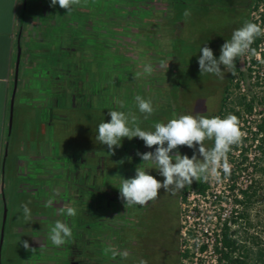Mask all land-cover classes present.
<instances>
[{
	"label": "rangeland",
	"instance_id": "374dc122",
	"mask_svg": "<svg viewBox=\"0 0 264 264\" xmlns=\"http://www.w3.org/2000/svg\"><path fill=\"white\" fill-rule=\"evenodd\" d=\"M94 0H87L86 4L89 5ZM109 7L115 6L117 8L116 11L119 15L127 20L125 25L118 26L117 30L120 31V35L124 38V43L127 44V54L125 56V63L127 68L125 69V73L129 75L133 79L134 82H130L129 80H125L123 82H118L114 80L110 83H100L98 82V75H96V82L101 85V93L107 89V87L111 88L109 95L111 96L112 104L105 101H102V105H98V100L96 96H88L82 97L81 99L85 101L84 103L75 97L72 99L71 106L73 108L69 109L70 107L67 106L65 111L64 119L62 118V123L59 127V131L54 133V140L59 146V151L64 153V166L63 168L65 171H68L70 174V179L66 178L67 189L69 185V190L71 191V197H66L64 194L59 199V204L61 207H53L48 208V211H44V208L39 204L36 203L34 206L29 207L32 211V220L29 221V243H33L35 238L33 234L35 232L41 233L47 231L48 234L50 232V228L54 226L55 221L61 220L67 223L73 232V239L80 240L81 245L77 246V251L83 252L85 249V242L88 240H92L93 243L97 246L98 249V256L91 257L94 261H97V264H104L107 261V257L109 254H105V249L109 248L106 238V207L105 205L103 208H98L95 203V199L99 196L100 191L94 190L91 187H83L81 184V178L79 173V168L87 166L95 167L99 164L107 165L108 170L114 169V162L117 159L114 155L109 156L108 149L106 145H101L96 139L97 134V127L100 122L103 120L105 122L110 121V116H108V111L111 110H118V111H125V112H134L140 120V126L142 129L146 130L149 126V118L145 120L143 115L139 113L138 108L133 111L130 110L131 106L136 107L134 101L135 95L142 92L145 98L151 97L153 99V94L150 90V82L147 78L146 73H144V66L146 63H151L154 67V70L157 73L161 74L164 78V81H160L157 85L167 86V79L168 74L172 69L171 75L173 84L178 86H185L186 88L192 89L195 84L198 85V90H204L205 92H211L212 85L207 83V81H212L214 78H211V74H201L200 70L197 69H187L182 65L180 58H175L171 51L169 50V45L172 43L173 37L175 36V41L173 43L176 45V49L178 52L182 50H186L188 52L196 53L198 51V47H200L202 37L201 33L206 35V31H204L205 25L214 22L213 17L208 15L209 17L205 19H201L202 17L200 14L203 12L200 11V7H203L204 4L215 3L218 0H167L169 3L175 5V12H171L170 15H174L175 23L173 26V33L170 32L171 35L169 36L166 33L160 32L159 30H155L149 27V24L146 23L145 27H138L135 23L129 22L132 20L129 18L128 14L130 10L121 0H105ZM200 2H202V6ZM165 1L160 0L158 2H146V5L138 6L139 12L143 13L148 8L149 9H165L164 5ZM85 3H83L84 5ZM105 6V3H102ZM146 6V7H145ZM156 6V7H155ZM256 7L254 5V1L251 4L245 21H250V13L252 8ZM93 11H95V6H93ZM143 9V12L141 10ZM185 10L190 11V16L186 19L184 17ZM181 11V12H180ZM169 15V14H168ZM176 15V16H175ZM183 17V18H180ZM146 17H148L146 15ZM129 19V20H128ZM224 19V18H223ZM217 21L214 25L220 26L224 25L227 22L224 20ZM124 21V20H123ZM164 23V22H163ZM179 23L181 26L179 28ZM243 25V24H242ZM226 26H230L227 25ZM113 30V28H112ZM175 33V34H174ZM111 30H107L105 32L106 36L111 35ZM203 34V35H204ZM132 40L134 42H132ZM79 41V40H78ZM173 45V44H172ZM131 49V50H130ZM132 50L136 51L133 53ZM61 53H65L64 50H61ZM189 63L193 65H198V57L191 56ZM243 56L238 58V68L240 67V62L242 61ZM85 61H92L89 58H86ZM161 61H170L168 70L166 67H161ZM137 72L142 73L139 78H133ZM66 79L70 77L68 72H64ZM185 74H187L185 76ZM130 78V79H131ZM236 79L242 80V86L239 89H234L230 91L229 99H228V110L227 113L231 114L232 111L238 110L234 104L236 103L238 98L245 97L246 103L252 102L253 111H252V118H250V126L256 124L259 120V115H264V83L263 80L259 84L252 83L247 75L241 78L237 75ZM67 81V80H66ZM196 82L195 84H193ZM81 83L84 84L83 81ZM235 83V82H234ZM98 85V84H97ZM136 87V90H133V87ZM84 91L88 93L90 91L89 85L85 83L83 87ZM106 93V92H105ZM189 95V94H188ZM186 95V96H188ZM183 90L177 92L178 99H182ZM156 103L158 106H154L155 112L152 115L154 118H159L161 116L160 110L158 108H162V106H166L168 104L172 105L171 99L167 96L157 97ZM184 99V98H183ZM154 100V99H153ZM118 101H124L125 107L120 108L117 104ZM240 110V108H239ZM227 114V115H228ZM32 111H29V125L34 122ZM226 115V116H227ZM225 116V117H226ZM247 116V117H251ZM246 116L243 115V119ZM134 139V138H133ZM128 140L124 138L122 140V147L129 149L133 152V157L131 162L135 165L139 163L140 157L136 155L137 151L144 153L145 151H150L151 149L145 147L144 142L139 140L136 143H132L135 140ZM205 147L209 148L210 140L204 141ZM130 145V146H129ZM129 147V148H128ZM133 147H136L135 149ZM116 150V149H115ZM116 153V151H115ZM107 157V158H104ZM237 162V161H236ZM238 163V162H237ZM90 170V168H89ZM88 172H91L89 171ZM217 171H223L222 167L218 168ZM127 172V170H125ZM91 175H89V181ZM256 181L258 182V198L256 202L253 204L251 208L250 216L252 221L256 227V231L261 232V236L264 237V172L263 173H256L254 174ZM107 180L113 182L114 185L117 184L116 175L107 173ZM163 180V177H162ZM33 181V179L31 180ZM209 185L210 192L214 191L221 192L219 195L222 196L223 193V183L221 179L217 178L215 175L210 174L209 179L206 181ZM32 183V182H31ZM46 186H52L51 181L46 180ZM96 184L98 182L96 181ZM119 186V185H118ZM106 191V190H105ZM103 192V200L106 201L105 195L106 192ZM164 196H170L172 200L171 208L169 210V214L172 216V223L176 229V249H177V264L179 263V253L183 250V247H188L190 244L189 241L185 240V237L182 235V229L185 225L190 223L191 225L195 226V229L204 230L211 227L212 225V217L214 215V211H216L217 202L213 200L210 196L207 202L201 201L198 199L195 194H192V190L185 189L184 193L186 196V202H182L180 200V192H165ZM78 195H81V201L77 198ZM221 201V198H220ZM68 206L74 207L76 209V215L74 217H68L65 215H60L59 210L62 208H66ZM216 207V208H213ZM194 212V213H192ZM38 215L39 217L33 219L34 215ZM95 233L99 234L98 241L95 242ZM204 237V236H201ZM36 259V258H35ZM35 259L30 258L29 264H36ZM85 264V263H83Z\"/></svg>",
	"mask_w": 264,
	"mask_h": 264
},
{
	"label": "crops",
	"instance_id": "0c3cea01",
	"mask_svg": "<svg viewBox=\"0 0 264 264\" xmlns=\"http://www.w3.org/2000/svg\"><path fill=\"white\" fill-rule=\"evenodd\" d=\"M82 9L83 3L67 14L58 4L51 7L50 0H0V232L3 199L6 208L0 264H29L30 258H36V264L50 263L49 234L35 232V241L29 243V221L21 205L39 203L46 212L45 204L53 197L55 207L63 205L64 153L53 140L75 98L70 87L79 84L76 75L81 74L66 79L65 58L58 50L69 39L73 49L76 41L80 45ZM19 31L21 54L9 125ZM29 111L34 119L30 125ZM46 180L52 186H46ZM25 240L34 253L19 242Z\"/></svg>",
	"mask_w": 264,
	"mask_h": 264
},
{
	"label": "trees",
	"instance_id": "16d2710c",
	"mask_svg": "<svg viewBox=\"0 0 264 264\" xmlns=\"http://www.w3.org/2000/svg\"><path fill=\"white\" fill-rule=\"evenodd\" d=\"M89 5L86 3L83 5L82 11V36L81 43L76 41L75 47L73 49L72 40L69 39L60 46L58 53L62 55L65 59V71L69 73L70 77L74 73L80 72V76L77 77L78 85L75 87L71 85L70 90L74 97L78 98L80 102L84 103V100L81 99L84 97L96 96L98 100V105H102V101L107 100L108 104L111 103V96L109 92L111 88L107 87L103 93H101V85L98 83H110L114 80L118 82H123L129 80L131 83L134 82L127 73L125 69L127 65L125 63V56L127 54L126 49L127 44L124 43V38L119 34L120 31L117 30L118 26L125 25L127 20L124 17L118 14L114 5L109 7L105 0H94ZM125 6L128 7L130 13L128 14L129 22L135 23L138 27H145L146 23L149 24V27L159 30H163V33L171 35L173 33V26L175 23L174 15H170L171 12H175V7L169 5V1L164 0L165 9L156 10V9H145L143 13L139 12L138 6L146 5V2H158L159 0H121ZM260 0H254V5ZM105 3V6L102 4ZM93 6H95V11H93ZM146 7V6H145ZM156 7V6H155ZM181 12V11H180ZM161 14V15H159ZM169 14V15H168ZM146 15L148 17H146ZM176 16V15H175ZM180 18H183L180 16ZM124 20V21H123ZM247 21V20H246ZM164 22V23H163ZM245 22V21H244ZM243 22V23H244ZM181 23H179V28ZM113 28V30H112ZM181 29V28H180ZM111 30V35L106 36L105 32ZM175 34V33H174ZM175 41V36L173 37L172 43L169 45V50L171 54L176 58H180L182 65L187 69H197L199 70V65H193L189 63L190 57L194 56L195 53L182 50L177 51L176 45L173 43ZM262 41V39L257 38L253 43V46L256 48L257 45ZM132 42H134L132 40ZM173 44V45H172ZM61 50H64L65 53H61ZM131 50V49H130ZM133 53L136 51L132 50ZM86 58L91 59L92 61H85ZM261 59L264 62V51L261 52ZM63 60V59H62ZM238 60V59H237ZM191 62V61H190ZM258 64V63H257ZM235 75H229L228 79L226 78L222 81H214L216 76H211L214 78L210 84L212 85L211 92H205L204 90H198V85L195 84L192 89L186 88L181 85L176 87L173 84L172 80V69L168 74L167 86L157 85L160 81H164L161 74L157 73L154 70L152 75H147V78L150 82V90L153 94V106H158L156 103L157 97L167 96L171 99L172 105L168 104L158 108L160 110L161 116L159 118H154L153 116L149 117V126L148 131H152L153 125L160 121H166L173 118L175 114L173 108L174 106H179L177 92L183 90V98L181 99L182 109L186 111V114L192 115H204L208 118L219 116L224 118L228 113V99L229 94L232 88L239 89L238 83H234L239 75L243 78L246 74L239 72L238 70V61H236ZM96 75H98V82H96ZM187 74H185L186 76ZM135 77V75H133ZM74 77V76H73ZM133 77V78H134ZM131 78V79H130ZM81 81L84 82L81 83ZM72 82V81H71ZM88 84L90 91L86 93L83 89L84 85ZM98 84V85H97ZM133 90H136V87H133ZM106 92V93H105ZM143 96V93H140ZM189 94V95H188ZM188 95V96H186ZM144 97V96H143ZM186 98V99H185ZM75 99V98H74ZM135 101H133L134 103ZM119 106V104H117ZM238 107V110L232 111L231 114L235 115L239 122L243 119V115L249 116L252 114L253 106L252 102L246 103L245 97L238 98L234 104ZM71 108V104H68ZM135 106V105H134ZM131 106L130 110L137 109V106ZM240 108V110H239ZM260 118L255 124L256 131L253 133L252 141H256L253 165V173H263L264 172V115H259ZM134 142L130 141L131 144L138 142L139 138H134ZM247 139H242V142H246ZM213 141H210L209 148L213 146ZM130 146V145H129ZM129 148V147H128ZM134 149L136 147H133ZM183 153L189 156L193 155V149H190L186 146H181ZM115 157L117 159L114 162V169L108 170L107 165L99 164L95 166L97 168V179L98 182L97 188L98 191L103 193L107 188V173L115 174L117 177V182L121 177H133L135 174V169L137 165L133 164L131 161L125 159L126 157H133V150L117 148ZM239 152L238 156H235L234 153ZM247 150L242 146L235 144L231 147L230 151L227 154L228 162L231 166V171L229 174L225 175L223 171H218L221 175V178L234 180L237 178V173L246 167H242L247 160L246 158ZM107 158V157H104ZM141 160V159H140ZM238 163H237V162ZM127 170V172H125ZM158 179L162 181V177L159 175ZM258 182L254 179L253 183L244 191H242V200L237 201L241 205V211L235 219H232L230 225L228 226L224 223L220 229V233L214 235V241L212 245L213 250V262L211 264H264V237L261 236V232L256 231V227L250 216L251 208L258 198ZM191 189L192 192L198 196V199L206 201V191L208 189V183L204 180H199L193 182L192 185L186 186L180 191V200L186 202V196L184 193L185 189ZM99 194L100 196L102 194ZM187 239L194 240L195 235L192 232H188ZM219 244V246H218ZM196 245L192 244L190 249H186L184 253H179V264H194V255L193 251L195 250ZM207 250V246L202 244L197 251L203 253ZM192 252V253H191ZM186 261L187 263H184ZM195 264H205V261L202 259H197Z\"/></svg>",
	"mask_w": 264,
	"mask_h": 264
},
{
	"label": "clouds",
	"instance_id": "9594fccd",
	"mask_svg": "<svg viewBox=\"0 0 264 264\" xmlns=\"http://www.w3.org/2000/svg\"><path fill=\"white\" fill-rule=\"evenodd\" d=\"M86 2L87 0H50V6L55 7L58 4L67 11V14H71L75 7ZM190 14L189 10H185L183 15L187 19ZM258 37H264V28L257 23L245 21L221 46L218 59L210 47L207 45L201 47L198 57L200 73L212 74L220 79L225 78V72L235 75L237 59L247 53L255 54L252 45ZM169 62L161 61L160 66L168 70ZM153 72V65L150 62L146 63L144 73L152 75ZM141 75L142 73L137 72L134 78H139ZM134 101L145 120L154 114L155 108L151 97L145 98L137 94ZM118 104L120 108L125 107L124 101H118ZM107 114L110 116V121L103 120L98 124L95 139L101 145L107 146L109 156L114 155L115 149L122 146L124 138L128 140L139 138L149 149L155 146L154 151L144 153L137 151L136 155L140 157L142 163L136 167L135 176L127 179L121 177L119 181L117 187L119 197L125 207L145 206L158 198L161 189L174 193L192 185L195 181H207L210 174L219 178L217 169L221 167L225 175L229 174L231 166L227 154L233 145L241 141L243 135L239 120L233 114H228L224 118L219 116L208 118L199 114L178 116L174 114L166 123H155L152 131L142 129L139 117L134 112L111 110ZM205 140L213 141V146L206 148ZM181 146L194 150L191 158L188 155H181L179 151ZM125 159L131 161V157ZM150 169H155L163 180H158L149 174ZM30 203L31 201H28L21 205L25 221L32 220V211L28 206ZM53 203L54 197L49 198L45 207L51 208ZM59 214L74 217L77 213L74 207L68 206L60 209ZM48 239L56 247L74 243L72 228L67 223L57 220L50 228ZM19 242L24 249L33 253L36 251L30 248L28 241ZM109 253L113 259L116 256L127 259L129 256L128 251H119L116 248H106L105 254ZM139 264H147V261L141 259Z\"/></svg>",
	"mask_w": 264,
	"mask_h": 264
},
{
	"label": "flooded vegetation",
	"instance_id": "af4514ba",
	"mask_svg": "<svg viewBox=\"0 0 264 264\" xmlns=\"http://www.w3.org/2000/svg\"><path fill=\"white\" fill-rule=\"evenodd\" d=\"M253 1L254 0H218L215 3L204 4L203 7H200V11L203 12V14H200L202 17L201 19L208 18V15L215 19L214 22L211 21L212 23L205 25L204 31H206V35L201 33L200 47H198L199 49L195 55L199 57L201 47L207 45L213 50L214 56L218 59L221 46L226 40L231 38L232 32L235 29L242 26ZM200 4L199 6H202V2H200ZM223 18L227 22L226 24L230 26L227 27L226 24H224L216 27L214 23ZM229 75L230 73L225 72L226 80ZM211 76L215 75L211 74ZM224 79L215 77L214 81H216L217 84V82ZM207 83H210V81H207ZM180 100L181 99L177 100L180 105H176L173 108L177 116L186 114V111L181 108L183 105ZM167 121L168 120L160 122L166 123ZM154 150L155 146L150 151ZM181 150H183V148L180 147L179 151L181 155H186ZM172 154H175V150ZM141 163L142 160H139L137 166ZM144 167L148 166L144 165ZM89 168L87 166L82 167V169L81 167L79 168L81 184L85 188L91 187L98 191L96 184L98 170L96 167L92 166ZM88 170L91 172H88ZM149 174L158 179L159 174L155 169H150ZM89 175H91L90 181ZM134 176L135 174H133V177ZM66 178L71 180L68 171H66ZM67 184L68 181L65 183L64 195L66 197H71L72 193L69 190V185L67 189ZM118 185V182L114 185L113 182L107 180V188L105 189L106 201L103 200L104 195H99L96 197L95 203L98 208H103L104 205L106 207L107 221L105 236L109 248H116L119 251L126 250L129 256L127 259H123L120 256H116L115 259H113L109 253L107 261L104 264H139V260L141 259L146 260L147 264H177L176 229L172 223L173 218L169 214L172 204L171 197L164 196L163 189H161L158 198L148 202L147 205L125 207L123 201L119 197ZM77 198L79 201L82 199L81 195H78ZM94 237L95 242L100 238L97 233H95ZM73 240L74 243H67L62 247H56L52 245L51 241L48 239L50 250L49 264H97V261L91 259V257L98 256L99 253L95 243H93L92 240L84 241L85 249L81 252L77 251V246L81 245L82 239H80L81 241L79 239ZM56 249L59 250V253H56Z\"/></svg>",
	"mask_w": 264,
	"mask_h": 264
},
{
	"label": "built area",
	"instance_id": "2783aa9c",
	"mask_svg": "<svg viewBox=\"0 0 264 264\" xmlns=\"http://www.w3.org/2000/svg\"><path fill=\"white\" fill-rule=\"evenodd\" d=\"M249 20L250 22L257 23L262 28H264V0H260L257 3L256 7L252 8ZM258 38L262 39V41L257 45V47L255 48L252 45V48L255 49V54L253 55L247 53L243 55V59L240 62V67L238 68L239 72L246 74L249 77L250 81L255 84L261 83L262 80L264 83V62L261 59V52L264 51V37H258ZM234 82L238 83V86L241 87L243 81L240 79H236ZM253 116L251 117L246 116L245 119H242L239 122V126L243 135L241 141L238 143V146H242L247 150L246 152L247 160L242 166V167H246V169L245 170L242 169L240 173H237V178L230 181H228V179L226 178L222 179L220 173L217 171L219 173V180L221 179V182L223 183V193L222 196L220 197L219 195L221 194V192H217L218 195H216L214 191H211L212 193L209 194L210 189L208 185V189L206 191V196H207L206 202L211 196L213 200L217 202V207H218L216 211L213 212L214 215L211 219L212 221L211 227L209 226L204 230L195 229L194 225L188 223L182 229V235L183 237H185V240L189 241L191 245L192 244L196 245V248L193 251V255L195 257L194 264L196 263L197 259L204 260L205 264H211L213 262L212 245L214 241V235L215 234L218 235L220 233V229L224 223H226L229 226L231 220L237 217V215L241 211V205L237 201L242 200V191L246 190L253 183L255 179L253 173V165L255 163L254 161V157L256 155L255 145L257 142L252 141V136L253 133L256 131V128H255V124L250 126V121H249L250 118H252ZM242 139H247V141L242 142ZM238 153L239 152L234 153L235 156H238ZM192 194L194 193L192 192ZM196 197L198 198V196ZM188 232H192L195 235L194 240L187 239ZM202 244L207 246V250L203 253H199L197 249ZM191 245H189L188 247H183V250L180 253H184L186 249H190ZM184 263L187 262L184 261Z\"/></svg>",
	"mask_w": 264,
	"mask_h": 264
},
{
	"label": "water",
	"instance_id": "95a60500",
	"mask_svg": "<svg viewBox=\"0 0 264 264\" xmlns=\"http://www.w3.org/2000/svg\"><path fill=\"white\" fill-rule=\"evenodd\" d=\"M24 1L25 0H23V2ZM19 38H20V31H19L18 40H17L16 68H15V75H14L13 92H12V97H11V102H10V117H9V123L10 124L9 125H11L13 100H14L15 91H16V87H17V70H18V64H19V59H20V54H21ZM5 219H6V208H5V203H4V199H3V214H2V225H1V232H0V252H1V242H2V237H3V231H4V227H5Z\"/></svg>",
	"mask_w": 264,
	"mask_h": 264
}]
</instances>
